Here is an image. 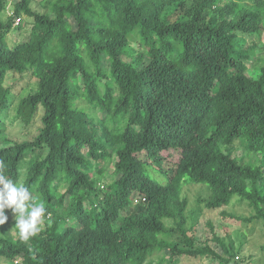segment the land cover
<instances>
[{"label": "trees", "instance_id": "16d2710c", "mask_svg": "<svg viewBox=\"0 0 264 264\" xmlns=\"http://www.w3.org/2000/svg\"><path fill=\"white\" fill-rule=\"evenodd\" d=\"M9 1L12 13L0 20V160L5 175L27 186L46 214L27 241L13 242L0 226V258L229 263L207 240L199 242L195 224L186 228L181 187L208 186V211L237 197L251 216L222 211V217L264 224V58L247 43L264 33V0H42L44 13L32 0H0V15ZM21 15L31 19L28 37L8 45ZM9 76L36 81L14 108L24 129L38 118L22 140L5 132L14 98ZM237 142L240 160L255 162V154L262 164L240 162L231 152ZM5 215L15 227L13 212ZM207 226L211 241L220 243ZM175 232L185 248L173 244ZM165 250L168 257L148 261Z\"/></svg>", "mask_w": 264, "mask_h": 264}, {"label": "rangeland", "instance_id": "374dc122", "mask_svg": "<svg viewBox=\"0 0 264 264\" xmlns=\"http://www.w3.org/2000/svg\"><path fill=\"white\" fill-rule=\"evenodd\" d=\"M31 7L40 12H46V7H42V0H32ZM12 13L11 1H9L4 12L0 15V20L3 23H6L8 17ZM31 19L26 18L21 15L20 19L14 20L13 29L8 33L6 37V42L8 45H13V43L21 42L26 40L30 31ZM21 25V30H16V27ZM248 45L254 43L257 46L258 53L257 57L264 58V33L260 35L259 38L247 39ZM133 47H137V40L133 39L131 41ZM125 62L133 61L132 58L123 57ZM134 59V58H133ZM6 85L11 86L12 93H14V98L12 99V107L10 110L5 113L7 117L6 120L10 121L12 124L9 125V128H6V135L9 137H15L20 140L25 139L27 135H32L35 131V128L39 125L38 118L35 119L33 126L29 129H24L19 124V121L15 120V106L17 105L20 98L24 97L29 92L33 91L36 88V81L29 78H24L21 83L11 80L9 76L7 79ZM5 120V119H4ZM8 127V126H7ZM109 149H114L113 145H108ZM231 152L234 156L240 157L243 153V144L235 143L232 146ZM248 154V153H247ZM252 154V153H249ZM257 160L254 162V157H242L240 162H254L253 164L259 165L262 164V159L260 156L253 154ZM111 170H107V173H110ZM154 177L158 180H163L159 173L154 174ZM165 182V180H163ZM105 185L104 180H100V186ZM210 190L208 186L204 184H185L181 187V196L187 201V208L185 211V216L187 219L186 228L189 229L191 225L195 224L196 231L194 233L195 237L199 242H204L207 240V244L222 258L227 259L229 263L234 264L242 261L243 263L249 262L250 264H264V224L261 221L253 220L252 222H245L242 220H231L230 218H223L221 212L228 215H234L239 218H248L253 213L252 209L249 208L246 202L238 200L237 197L232 198L230 204L216 211H208L205 209V203L210 198ZM139 197L136 196L135 199ZM36 203H41L39 200H35ZM163 223L166 226L174 225L172 220L164 219ZM172 223V224H171ZM210 224L213 228L214 235L217 237L220 243L211 241L212 236L209 234L208 226L205 224ZM43 222L39 225L42 227ZM7 228L8 237L15 242L20 238L18 230L12 225L10 221L5 223ZM174 227V226H173ZM171 239L173 244L178 248H185V245L181 242L179 233L175 232ZM228 253H225V250ZM169 256V252L165 250L161 254L153 255L148 259L151 263L152 261H157L161 256ZM235 256H238L236 258ZM231 257V258H230ZM176 264H218V260L213 258H198L193 259L190 257H184L177 260ZM0 264H9L4 258H0Z\"/></svg>", "mask_w": 264, "mask_h": 264}, {"label": "clouds", "instance_id": "9594fccd", "mask_svg": "<svg viewBox=\"0 0 264 264\" xmlns=\"http://www.w3.org/2000/svg\"><path fill=\"white\" fill-rule=\"evenodd\" d=\"M5 170V162L0 160V226L8 219L5 210L10 209L15 215V228L20 238L27 241L40 231L39 225L43 222L46 208L43 203L35 202L27 186L14 183L5 175Z\"/></svg>", "mask_w": 264, "mask_h": 264}, {"label": "built area", "instance_id": "2783aa9c", "mask_svg": "<svg viewBox=\"0 0 264 264\" xmlns=\"http://www.w3.org/2000/svg\"><path fill=\"white\" fill-rule=\"evenodd\" d=\"M138 200H139V198H138V199H135V200H134V203L138 202Z\"/></svg>", "mask_w": 264, "mask_h": 264}]
</instances>
